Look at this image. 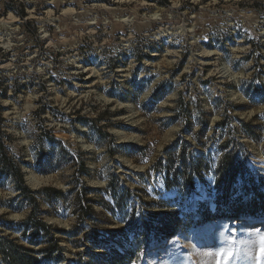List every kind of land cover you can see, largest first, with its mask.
Returning <instances> with one entry per match:
<instances>
[{
    "label": "rangeland",
    "instance_id": "374dc122",
    "mask_svg": "<svg viewBox=\"0 0 264 264\" xmlns=\"http://www.w3.org/2000/svg\"><path fill=\"white\" fill-rule=\"evenodd\" d=\"M0 142L32 191L0 169V238L64 230L42 264H264V224L205 219L226 142L264 181V0H0ZM185 142L210 170L167 187Z\"/></svg>",
    "mask_w": 264,
    "mask_h": 264
},
{
    "label": "trees",
    "instance_id": "16d2710c",
    "mask_svg": "<svg viewBox=\"0 0 264 264\" xmlns=\"http://www.w3.org/2000/svg\"><path fill=\"white\" fill-rule=\"evenodd\" d=\"M150 2L164 3V0H149ZM243 133L253 139H258L257 134L253 130L251 123L244 124ZM187 145L185 142L180 146L173 144L167 148L166 160L161 161L165 170V183L167 187L180 184L183 179L193 186L195 176L202 178L203 170H210V165H205L203 157L190 158L187 154ZM222 156L215 165V185L216 190L215 204L216 208L212 214L208 211L207 218L215 217H247L254 221L264 220V191L263 179L255 175L244 161L236 156L235 150L229 149V142H226L223 147ZM0 169L6 173H12L18 179V188L24 195L32 193L30 188L25 184L23 176L20 172L17 162L12 156L5 151V147L0 142ZM243 182L247 199L244 200L238 196L237 184ZM47 191L61 195L62 192L55 188H45ZM250 193V194H249ZM30 196V195H29ZM244 200V201H243ZM36 201V200H35ZM213 215V216H212ZM257 218V219H256ZM25 230L22 236H28L32 244H37L41 237L45 241L44 247L35 250L31 246L20 243L17 239L10 237L0 238V255L2 264H42V259L37 254H43L44 259L60 258L56 252L61 250L60 239L54 231H64L56 226L47 224L40 217L36 206L31 210L30 215L23 221ZM44 232L46 235H42Z\"/></svg>",
    "mask_w": 264,
    "mask_h": 264
},
{
    "label": "snow or ice",
    "instance_id": "6c2138e0",
    "mask_svg": "<svg viewBox=\"0 0 264 264\" xmlns=\"http://www.w3.org/2000/svg\"><path fill=\"white\" fill-rule=\"evenodd\" d=\"M163 195H168V193H164ZM204 198H205V197L202 196V197H199L198 199H204ZM139 214H140V213L137 212V215H139ZM260 244H261V246H260V248H259V250H258V253H257V259H258L259 261H264V236H262V237L260 238ZM220 255H221V256H224L225 253H224L223 251H221ZM231 255H232L231 252L227 253L228 258H230ZM133 264H135V262H133ZM223 264H227V259H225V260L223 261Z\"/></svg>",
    "mask_w": 264,
    "mask_h": 264
},
{
    "label": "bare ground",
    "instance_id": "6f19581e",
    "mask_svg": "<svg viewBox=\"0 0 264 264\" xmlns=\"http://www.w3.org/2000/svg\"><path fill=\"white\" fill-rule=\"evenodd\" d=\"M109 9V8H108ZM158 17L157 14H153L152 15V18H156ZM156 20V19H155ZM93 25V24H92ZM94 74V72H93ZM254 162L256 163V165H258L259 167L261 168H264V157L260 156V157H257ZM38 178V177H37ZM41 181V180H39ZM35 183V182H34ZM257 223H260V224H264V220H257V221H254V220H251L249 219V222L247 223L248 225H254V224H257ZM174 241V240H173Z\"/></svg>",
    "mask_w": 264,
    "mask_h": 264
}]
</instances>
